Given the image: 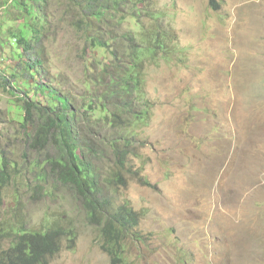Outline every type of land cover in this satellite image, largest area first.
Instances as JSON below:
<instances>
[{
	"label": "rangeland",
	"instance_id": "obj_1",
	"mask_svg": "<svg viewBox=\"0 0 264 264\" xmlns=\"http://www.w3.org/2000/svg\"><path fill=\"white\" fill-rule=\"evenodd\" d=\"M5 1L1 13L5 5L12 6ZM43 4L38 11L48 15L51 35L37 81H52L77 102L85 41L71 27L73 11L64 12L68 0ZM149 11L141 21L151 28L161 21L182 52L178 56L173 49L176 55L170 59L145 56L141 63L154 112L138 130L132 174L123 170L125 177L110 183L115 157L107 151L97 161L102 195L113 211L128 206L139 214L138 225L124 240L120 264H264L263 251L254 255L249 247L253 241L234 239L255 232L261 236L254 240L264 242V0H223L218 10L210 8L209 0H152ZM127 14L114 30L133 27ZM0 37L8 41L1 32ZM7 46L0 47V167L6 155L18 176L0 197V254L16 239L11 224L28 231L61 225L76 229L77 245L70 250L64 243L50 264H111L101 246L100 226L90 220L75 191L54 181L47 159L55 152L35 150L28 136L32 124L25 127L15 118L20 101L15 88L1 78L2 67L16 70ZM96 57L117 61L103 48ZM229 80L244 92L254 83L262 88L259 99L231 86L235 102L245 98L234 107L233 118H225ZM16 81L20 79L11 77L10 83ZM95 117L98 123L85 127L92 145L101 147L122 135L102 125L98 113Z\"/></svg>",
	"mask_w": 264,
	"mask_h": 264
},
{
	"label": "trees",
	"instance_id": "obj_2",
	"mask_svg": "<svg viewBox=\"0 0 264 264\" xmlns=\"http://www.w3.org/2000/svg\"><path fill=\"white\" fill-rule=\"evenodd\" d=\"M32 1L37 4L11 0L15 10L10 12L12 6L8 8L5 5L2 14L0 5L1 35L8 39L4 41L0 37V47L3 49L9 45L17 61L14 71L7 72V68L2 67L1 78L5 85L16 86L17 91L25 93L27 100L22 95H16L20 101L17 109L19 113L22 110L25 112L22 125L26 127L31 123L35 128L31 146L37 151H44L49 146L55 149L54 156L49 157L47 163L56 181L75 188L78 200L91 221L104 220L102 231L108 237L109 251L117 252V237L126 235V229L132 221L136 224L137 214L128 206H120L117 211H113L111 201L103 197L98 180L99 167L94 166L89 159L91 155L86 154V150L95 151L97 147L90 143L85 127L98 123L95 113H98L101 124L110 130L123 128L124 132H129L145 122L150 103L145 96L141 63L145 56L156 60L159 51H166L165 40L158 31L159 24L157 28H151L141 21L143 15L150 13L152 0H68L64 12L69 14L73 11L71 14L75 20L71 27L80 31L85 41L82 48V91L77 102L72 99V95L53 85L52 81H37L45 59L43 55H48L45 41L48 43L50 40L51 23L48 15L37 8L44 6V0ZM4 3L7 4L8 0ZM212 4L217 7V0H213ZM125 6H128L126 13L135 27H126L121 33L114 28L118 20L121 24L126 19V13L122 10ZM145 31L152 33L146 38ZM100 48L110 52L117 61L98 60L96 51ZM11 77L20 81L10 83ZM30 79L35 80L37 85H32ZM34 94L39 95V98H35ZM136 104L143 106L138 107ZM39 106L42 121L34 118ZM117 140L120 141L116 137L106 140L102 146L113 144L115 154L123 164L127 151L118 147ZM82 143L87 144L85 151ZM15 168V164L2 157L0 195L1 186L17 177ZM121 169L118 166L115 176L108 177V182L122 180ZM11 230L16 239L8 250L1 252L0 264H49L50 258L61 249V236L71 241L76 236L74 228L63 229L59 225L47 227L43 231H24L15 226Z\"/></svg>",
	"mask_w": 264,
	"mask_h": 264
},
{
	"label": "clouds",
	"instance_id": "obj_3",
	"mask_svg": "<svg viewBox=\"0 0 264 264\" xmlns=\"http://www.w3.org/2000/svg\"><path fill=\"white\" fill-rule=\"evenodd\" d=\"M24 1V0H23ZM26 2H27V4H29L30 5V3H28V1L27 0H25ZM212 2H213V0H209V6H210V8H212V9H214V10H218V9H220L221 7H222V2H223V0H217V3H218V6L217 7H215L213 4H212ZM45 6V5H44ZM40 7H43V6H40ZM38 8V7H37ZM2 14V13H1ZM145 15H150V13H148V14H145ZM145 15H143V16H145ZM155 15V17H154V20L155 21H157V16H159L160 14L159 13H156V14H154ZM156 18V19H155ZM21 21H16V23H20ZM157 24H159V29H158V31L161 33V35L163 36V38H164V40H165V49H166V51H159L158 52V55H157V58L160 56V55H162V56H164L165 58H168V59H170V58H173L176 54H171L172 53V51H173V49L175 50V52L178 54V56H179V54H180V52H182V48L181 47H179L178 45H176L175 44V42H174V37H173V35H171V34H168V33H166L165 32V30L162 28V26H163V23L161 22V21H157ZM155 26H156V23H155ZM134 24H133V29H134ZM147 27H149V26H147ZM155 28V27H154ZM138 30V29H137ZM0 32H1V28H0ZM151 31H145L144 32V35L145 34H148V33H150ZM82 37V36H81ZM147 38V37H146ZM82 39H83V37H82ZM45 45L47 46V41H45ZM173 46V47H172ZM145 79V78H144ZM145 82L147 83V79H145ZM237 83H235V82H233V81H230L229 80V83H228V87L225 89V93L226 94H228V96H229V98H230V101H229V105H228V109H227V112L225 111V118H226V116H231L232 118L234 117V107L236 106V105H238V104H241L242 102H243V100H245V98L244 97H242V101H241V103H237V102H235L234 100H233V97H232V93H231V86H234L237 90H239L240 92H243V93H245L244 95H246V96H250V95H252V94H256V97L257 98H262V88L261 87H259L257 84H252V85H248V87H249V90H247V92H244L240 87L239 88H237ZM13 86V85H12ZM14 88H15V90H14V92H16L17 94L16 95H22L23 96V98H25L26 99V96H25V93H23V92H21L22 94H20L19 93V91H17L16 90V86H13ZM145 91H146V99L148 100V102L150 103V106H149V114H148V116H147V118H146V120H145V122H143L142 124H140L139 126H136V127H134L131 131H129V132H124V129L122 128V129H120V131L121 132H123L122 133V135L120 136V137H116V139H119L120 141H118V147H121V148H124V149H126V151H127V153H126V157H125V159L123 160V164H121L120 163V161L118 160V157H117V155L115 154V150L113 149V144H111V143H107L106 145H104V146H102V147H100V148H98L97 147V149H99L98 151H97V149H95V151H87L86 150V154L87 155H91L90 157H89V159L92 161V163L94 164V166L95 165H97V161L102 157V155H104L107 151H110L111 152V154L115 157V160H114V164H115V169H114V171H113V175H114V173L118 170V166L119 167H121L122 169H121V174L123 175V178L125 177V174L123 173V170L124 171H126V172H128V173H131L132 174V170H131V156L132 155H139L138 154V152H137V146L135 145V142H137L139 139H140V136H141V132H139L138 130L140 129V127H142L143 125H147L148 124V122L151 120V118H152V116H153V112H154V109H153V106H152V103H151V100H150V98L148 97V92H147V90H146V85H145ZM32 94L34 93L33 91L31 92ZM28 94H30V93H28ZM27 94V95H28ZM35 95V94H34ZM18 97V96H17ZM39 98V95H35V98ZM42 98H45V96H42ZM27 100V99H26ZM136 106H138V107H142L143 105H138V104H136ZM41 112V109H40V106H39V109L36 111V113H35V117L34 118H36L38 121H42L43 120V116H42V114L40 113ZM22 113V114H21ZM19 114H21V116L19 117ZM18 115H16L15 116V118L16 119H18V121H20L21 123H23L22 121H24V118H23V115L25 114V112L22 110V112H20ZM28 126V125H27ZM34 131H35V128L33 129V127H32V129H31V132H30V134H28V136L31 138V142H32V138H33V134H34ZM119 131V130H118ZM82 146H83V151H85V149L87 148V144L86 143H82ZM33 147V146H32ZM49 149H52L54 152H55V149L53 148V147H51V146H49L46 150H44V151H47V150H49ZM2 157H6V155H2L1 156V160H2ZM9 161H11V160H9ZM12 162V161H11ZM13 163V162H12ZM14 164V163H13ZM52 173H53V176H54V181L55 182H57L56 181V179H55V175H54V172L52 171ZM17 174H18V171H17ZM18 176V175H17ZM115 176V175H114ZM222 175H219V177H221ZM16 179H17V177L15 178V180L14 179H12V180H10L8 183H6L5 185H3V186H1V191L8 185V184H11V183H13L14 181H16ZM244 179H246V178H244ZM143 179H141L140 181L141 182H144L145 184H147V185H149L150 184V182L147 180V179H145V181H142ZM256 180H258V178H256ZM118 181H121V180H118ZM58 184H61V185H64L63 183H59V182H57ZM245 185H247V182L246 183H244L242 186H245ZM65 186H68V187H70L71 189H72V191H75L76 192V190H75V188L74 187H72V186H69V185H65ZM53 190V189H52ZM54 191V190H53ZM1 195H2V192H1ZM1 195H0V197H1ZM76 199L78 200V196H77V193H76ZM78 202H80L79 200H78ZM81 203V202H80ZM84 208V207H83ZM129 209H131L132 211H134L136 214H137V222H136V224H134L133 223V221L130 223V225L128 226V228L126 229V235L125 236H119V237H117V252H110L109 251V243H108V237L105 235V234H103V231H102V229H103V226H104V222L102 221V222H95V223H97V225H99L100 226V228H101V235H102V249L110 256V258H111V264H120L121 262H123V259H122V255L126 252V247L124 246V240L129 236V234L132 232V230L138 225V223H139V214H138V212H136L132 207H129ZM87 213V212H86ZM94 222V221H93ZM12 226H15V225H10V228L12 227ZM15 227H17V228H19L18 226H15ZM59 227H62L63 228V226H61V225H59ZM21 228V227H20ZM23 229V228H22ZM63 229H68V227H66V228H63ZM24 230V229H23ZM74 230H75V232H76V236H75V238H74V241H71L70 239H68L66 236H61V249H60V251L62 250V248H63V245H64V243L65 244H67V249H70V250H73L74 249V242H75V245H77V243H76V237H77V231H76V229L74 228ZM24 231H28V230H24ZM34 231H37V230H34ZM261 236V235H260ZM260 236H256L255 235V232H252V233H245V232H243V233H241L240 235H239V237H235L234 239L236 240V241H238V243H244L243 241H247V242H249V241H253L252 243H248L249 244V247H250V249L252 248V253L254 254V255H258L259 254V252H260V250H262L263 252H262V254L264 255V242H262V241H257V240H254V239H256V238H258V237H260ZM70 244H73V246L72 247H69V245ZM59 251V252H60ZM59 252H57L52 258H50V262H49V264L51 263V260L59 253ZM235 255H240V248L238 247L237 248V251H236V254ZM260 260L261 261H264V257H261L260 258Z\"/></svg>",
	"mask_w": 264,
	"mask_h": 264
}]
</instances>
